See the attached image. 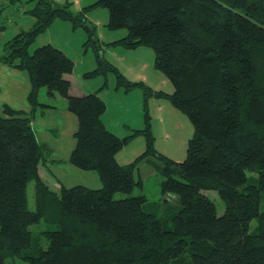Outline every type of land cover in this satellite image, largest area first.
Listing matches in <instances>:
<instances>
[{
  "label": "trees",
  "instance_id": "trees-1",
  "mask_svg": "<svg viewBox=\"0 0 264 264\" xmlns=\"http://www.w3.org/2000/svg\"><path fill=\"white\" fill-rule=\"evenodd\" d=\"M32 1L26 11L34 23L4 41L0 58L27 71L31 105L25 110L3 103L0 112V264L7 255L29 264H264V0H94L78 12L53 0ZM97 6L108 9L110 28L127 29L111 44L152 46L154 66L171 80L173 91L159 94L193 125L183 160L157 151L146 112L141 128L122 136L109 130L98 91L71 94L66 74L73 59L65 51L50 43L29 50L55 19L70 21L85 29L83 44L96 59L86 77L112 71L116 88L149 92L102 57L85 15ZM40 88L65 98L76 115L69 161L97 171L100 187L54 190L40 177L48 147L36 137L33 113L55 107L38 99ZM137 134L145 137L144 151L119 163L117 151ZM149 154L159 158L148 161L170 199L163 219L147 208L145 194L132 193L143 184L134 176L136 163ZM205 190L223 201L221 214ZM40 222L46 245L37 247L31 225Z\"/></svg>",
  "mask_w": 264,
  "mask_h": 264
},
{
  "label": "rangeland",
  "instance_id": "rangeland-1",
  "mask_svg": "<svg viewBox=\"0 0 264 264\" xmlns=\"http://www.w3.org/2000/svg\"><path fill=\"white\" fill-rule=\"evenodd\" d=\"M57 4H67L73 12H78L83 6L89 5L94 0H53ZM32 0H0V58L3 43L6 39L20 30L29 29L34 23V17L26 10L33 6ZM86 18L94 25V33L98 38L102 57L114 65L118 71L130 81H143L149 87L145 92L142 86H136L125 91L124 87L116 88V74L108 71L106 75L100 74L86 77L85 72L97 66L91 46L85 47L84 40L87 33L81 26L73 28L70 21L55 19L46 29L39 32L32 42L29 50L36 46L47 44L62 49L73 59L71 72L67 73L70 79V92L75 95L101 91L98 95L104 100L106 109L102 115L106 127L117 135H124L131 128H141L144 124L145 112L149 116L150 127L154 135V147L163 155L174 160L181 161L186 155L189 137L193 132V125L187 115L175 107L166 96H161L160 91L170 93L173 91L171 80L154 66V50L149 45L127 47L122 44L112 45V41L120 39L127 33L126 28L113 29L107 25L108 9L103 6L91 8L85 12ZM106 82L105 85H103ZM12 83L20 87L29 82L28 73L25 69L12 67L0 59V112L4 99L8 97ZM103 85V86H102ZM102 86V87H101ZM24 96L16 95L15 103L29 105ZM38 99L55 105L51 107L46 117L38 116L34 119L33 126L39 141L47 144L48 151L44 153L39 163V175L49 179L51 183L58 184L55 177L68 181L66 184H75L80 181L90 187L100 186V176L92 169H82L69 161V154L75 143L73 132L77 125V117L66 109V100L59 94L49 97L45 88H40ZM29 109V108H24ZM145 137L137 134L129 142L122 145L116 153L119 163L132 161L144 151ZM56 156L60 161L53 162L49 158ZM148 159L159 162L155 155H146L139 159L134 168V176H141L143 184L134 187L133 194L143 193L147 196V208L164 218V206L169 202L167 196L161 193L160 182L162 176ZM49 164V165H48ZM71 167V169H69ZM41 176V175H40ZM33 181L27 184L28 206L34 207ZM49 186V185H48ZM58 190V189H56ZM216 205L217 212L221 214L224 209L223 201L214 190H205ZM116 197L126 194L116 192ZM31 229L36 231L34 242L39 247L46 245L42 229L45 224H33ZM5 264H29L23 256L7 255Z\"/></svg>",
  "mask_w": 264,
  "mask_h": 264
},
{
  "label": "crops",
  "instance_id": "crops-1",
  "mask_svg": "<svg viewBox=\"0 0 264 264\" xmlns=\"http://www.w3.org/2000/svg\"><path fill=\"white\" fill-rule=\"evenodd\" d=\"M49 43V42H48ZM52 44V43H51ZM71 88V87H70ZM29 89H30V83H28V84H26L25 86H24V88H22V87H20L17 83H12L11 84V87H10V89H9V93H8V97L6 98V99H4V101H3V103H7V104H10L12 107H14V108H29L30 109V106L31 105H27V107H24L25 105H23V104H17L16 105V103H15V100H16V95L18 94L17 92H19V94H20V96H24V92L23 91H29ZM103 90H101V91H98L99 92V94L102 92ZM27 94V93H26ZM71 94H76V93H73V92H71ZM102 97V96H101ZM2 103V104H3ZM50 108L51 107H48V108H46V109H44V110H36V111H34V113H33V116H34V119L36 118V117H38V116H41V117H46L47 116V113L49 112V111H51L50 110ZM29 109H25V110H29ZM103 114H104V112H103ZM102 114V115H103ZM33 119V118H32ZM102 120H103V118H102ZM34 127V126H33ZM76 128H77V125H76ZM76 128H75V130H76ZM74 130V131H75ZM74 133V132H73ZM120 136V135H119ZM74 146V145H73ZM73 148V147H72ZM72 150V149H71ZM70 155V154H69ZM50 160H52L53 162H56V160L57 161H60L61 159L60 158H56V156H52V158H49ZM41 163H45L44 161H42V162H40V164ZM39 164V165H40ZM49 165V164H48ZM69 169H71V167L69 168ZM40 177L42 178V179H44L47 183H48V185L52 188V189H54V190H56V189H59V187H60V185H64V186H66V187H69V186H72V185H75V184H82V185H85V186H88V187H90V186H92V185H86V183H83V182H80V181H78V182H76L75 184H66L68 181H66L65 179H63V178H60V177H55L56 178V180L58 181V184H56V183H51V181L49 180V179H47V178H45L44 177V174H41L40 173ZM101 186V185H100ZM100 186H95V187H91V188H98V187H100Z\"/></svg>",
  "mask_w": 264,
  "mask_h": 264
}]
</instances>
